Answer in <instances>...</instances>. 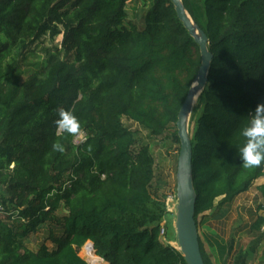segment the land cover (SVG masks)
Returning a JSON list of instances; mask_svg holds the SVG:
<instances>
[{"label":"trees","instance_id":"16d2710c","mask_svg":"<svg viewBox=\"0 0 264 264\" xmlns=\"http://www.w3.org/2000/svg\"><path fill=\"white\" fill-rule=\"evenodd\" d=\"M131 2L148 5L139 28L127 22ZM182 2L212 54L189 122L197 224L222 218L264 177V163L244 168L238 151L240 128L264 103V0ZM60 34V48L29 69L36 43ZM200 64L171 0H0V264H88L85 247L91 264H187L162 241L171 214L149 145L122 118L150 137L172 130L180 145L176 122ZM60 109L78 119L76 134L58 129ZM256 189L248 233L260 236L264 182ZM210 235L225 256L226 241Z\"/></svg>","mask_w":264,"mask_h":264},{"label":"rangeland","instance_id":"374dc122","mask_svg":"<svg viewBox=\"0 0 264 264\" xmlns=\"http://www.w3.org/2000/svg\"><path fill=\"white\" fill-rule=\"evenodd\" d=\"M148 5L142 2H131L127 5L128 18L127 22H132L138 28L142 26L141 17L144 14ZM62 35H58L54 40L44 37L36 43L31 55L28 56L27 67L31 69V64L44 58L46 50H54L55 47L60 48ZM123 124L133 131L138 133V137L145 141L150 148V152L154 157V183L159 182L160 193L165 194V201L171 199L170 203L172 211L168 216L166 222L168 227L161 232L162 241L169 243L178 249L174 221V204L176 198V167L179 152V144L175 141L171 142L172 130H169L161 137H150L146 130L142 129L133 121L122 118ZM191 128V126H190ZM83 140V134L79 133L75 137V143ZM137 145L133 149H136ZM264 182V177L258 178L248 191L238 195L230 207L228 212L220 219H205L203 215L197 218V228L199 237L203 243L204 250L210 256L212 264H264V227L260 236H254L248 233V226L254 220L256 215V206L262 201L256 186ZM219 199L215 200V204ZM224 208V207H222ZM207 215V214H205ZM165 221L161 224L165 225ZM215 231L217 235L226 241L229 246V254L223 258H218L212 255L208 241L205 236L211 237L210 231ZM45 232L38 230L36 233L30 235L27 241L28 246L35 250L40 243L44 241ZM171 240H167V238ZM46 245L51 248V243L45 241ZM87 243V242H86ZM82 249V248H81ZM79 250V256L91 264L92 253L90 248H83L82 252ZM214 256V257H213Z\"/></svg>","mask_w":264,"mask_h":264},{"label":"water","instance_id":"95a60500","mask_svg":"<svg viewBox=\"0 0 264 264\" xmlns=\"http://www.w3.org/2000/svg\"><path fill=\"white\" fill-rule=\"evenodd\" d=\"M171 1L178 19L198 45L201 56V64L197 75L180 108L176 122L180 145L176 167L174 227L178 244L177 250L181 252L186 263L204 264L200 251L198 228L194 219L197 196L192 176V145L189 122L196 100L207 84L212 54L208 49L207 35L190 17L182 0Z\"/></svg>","mask_w":264,"mask_h":264},{"label":"clouds","instance_id":"9594fccd","mask_svg":"<svg viewBox=\"0 0 264 264\" xmlns=\"http://www.w3.org/2000/svg\"><path fill=\"white\" fill-rule=\"evenodd\" d=\"M56 121L58 129L69 134L79 131L80 123L71 111L60 109ZM243 142L239 145V157L244 168L260 166L264 163V103L258 104L244 125L239 130ZM53 150L63 152L65 149L59 143L53 144Z\"/></svg>","mask_w":264,"mask_h":264},{"label":"crops","instance_id":"0c3cea01","mask_svg":"<svg viewBox=\"0 0 264 264\" xmlns=\"http://www.w3.org/2000/svg\"><path fill=\"white\" fill-rule=\"evenodd\" d=\"M211 232H213V233L216 234L215 231H212V230H211ZM218 236H219V235H218ZM205 237H206V239H207V236H205ZM221 237H222V236H221ZM208 240L214 245V251H213V249H210L212 255L214 254V255L218 256V258H221V259H222L223 257L220 256L219 251L217 250L216 242L214 241V239L208 237ZM226 245H227V244H226ZM229 250H230V249H229V246L227 245V252H226L225 256H226V255L228 256V254H229ZM225 256H224V257H225ZM213 257H214V256H213Z\"/></svg>","mask_w":264,"mask_h":264},{"label":"built area","instance_id":"2783aa9c","mask_svg":"<svg viewBox=\"0 0 264 264\" xmlns=\"http://www.w3.org/2000/svg\"><path fill=\"white\" fill-rule=\"evenodd\" d=\"M83 139H84V136H83ZM12 167H13V165H10V168H12ZM170 200L171 199H168V201H165L167 212H171L172 211L171 205L169 204ZM174 201H175V204H174V212H175L176 198H175ZM2 213H3V205L0 202V216H1Z\"/></svg>","mask_w":264,"mask_h":264},{"label":"bare ground","instance_id":"6f19581e","mask_svg":"<svg viewBox=\"0 0 264 264\" xmlns=\"http://www.w3.org/2000/svg\"><path fill=\"white\" fill-rule=\"evenodd\" d=\"M170 203H173V202L170 200L169 204H170Z\"/></svg>","mask_w":264,"mask_h":264}]
</instances>
